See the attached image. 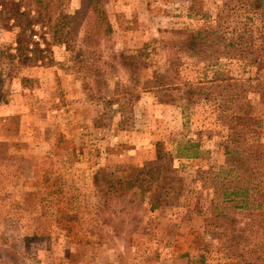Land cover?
Returning a JSON list of instances; mask_svg holds the SVG:
<instances>
[{
  "label": "rangeland",
  "instance_id": "rangeland-1",
  "mask_svg": "<svg viewBox=\"0 0 264 264\" xmlns=\"http://www.w3.org/2000/svg\"><path fill=\"white\" fill-rule=\"evenodd\" d=\"M53 1L70 44L53 46L50 64L11 60L18 30L0 19V264L239 262L230 228L245 215L218 202L196 173L223 157L177 158L179 143L199 140L200 131L205 149L218 148L214 100L224 96L252 100L257 122L245 134L264 147V68L230 59L235 34L215 32L227 0H102L109 36L87 0ZM229 1L238 35L241 3ZM198 31L208 42L206 60L183 43ZM217 76L228 81L212 82ZM160 146L175 158L182 192L159 206L162 183L113 199L93 184L100 169L144 167Z\"/></svg>",
  "mask_w": 264,
  "mask_h": 264
},
{
  "label": "trees",
  "instance_id": "trees-1",
  "mask_svg": "<svg viewBox=\"0 0 264 264\" xmlns=\"http://www.w3.org/2000/svg\"><path fill=\"white\" fill-rule=\"evenodd\" d=\"M87 1L96 16L97 28L109 36L112 26L104 12L102 0ZM238 1L241 3L240 9L244 19L241 34H236L240 30L239 27H233L232 13L235 9L229 0L219 6L215 32H223L224 38L230 33L235 34L226 45L230 59L247 60L264 68V0ZM59 8L60 4L53 0H0V19L8 20L6 25L10 30H18L15 53H10L9 56L11 60L18 59L21 64H30L32 61L50 64L54 61L51 56L53 46L70 44L69 25L61 18L63 14ZM257 20L260 21V26L255 28L254 23ZM213 25L215 20L210 24ZM36 27L39 30H36ZM183 43L196 54L205 57L208 53L204 31L187 34ZM148 46L141 49L139 54L146 51ZM231 50L237 51L236 56ZM210 65L212 64H208ZM221 81H228V78L217 76L212 82ZM214 102L217 125L221 127L218 131V148L214 151L205 149L201 141L204 131H200L199 140L191 138L179 143L177 158L208 160L214 153L223 157L207 169L199 168L196 173L198 177L201 176L203 186L214 190L218 202L232 203L238 214L245 215L246 221L242 225L230 228L232 235L229 249H234L230 254L239 260L236 264H264V147L245 134L257 122L253 117L252 100L244 95H235L224 96ZM262 126L264 133V125ZM174 160L171 152L160 146L156 159L144 167L134 168L136 170L130 173L123 171L122 174L108 172V169L103 168L95 173L93 184L100 189H110L112 192L107 198L113 199L123 198L136 189L144 193L151 190L152 185L162 183L164 191L155 197V205L159 206L162 199L182 192V188H178L182 179L177 176L173 167ZM207 184L209 186H206ZM216 206H219L218 203ZM233 219L237 220L236 217ZM255 238L261 239L262 243L255 241ZM241 243L245 244L246 250L245 253L238 254L235 247L240 249ZM248 246L250 248H247ZM221 250L227 251L225 247Z\"/></svg>",
  "mask_w": 264,
  "mask_h": 264
}]
</instances>
